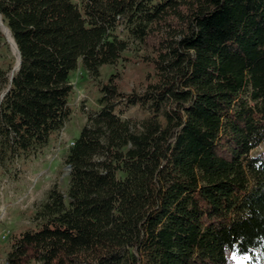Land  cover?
Returning a JSON list of instances; mask_svg holds the SVG:
<instances>
[{"label":"trees","instance_id":"1","mask_svg":"<svg viewBox=\"0 0 264 264\" xmlns=\"http://www.w3.org/2000/svg\"><path fill=\"white\" fill-rule=\"evenodd\" d=\"M0 177L45 153L72 73L97 79L131 44L141 92L98 85L6 264H264V0H0ZM129 107L145 116L124 117Z\"/></svg>","mask_w":264,"mask_h":264},{"label":"rangeland","instance_id":"2","mask_svg":"<svg viewBox=\"0 0 264 264\" xmlns=\"http://www.w3.org/2000/svg\"><path fill=\"white\" fill-rule=\"evenodd\" d=\"M75 2L76 0H71ZM2 33V26H0ZM6 50L2 53L11 59L12 68L17 53L12 51L4 34ZM150 52L140 44H131L121 53L119 60L112 66L103 65L99 68L97 79L86 76L78 65L72 73L70 83L73 93L69 99L70 116L59 132L50 137L45 153L21 166V172L14 178L0 177V264L4 261L8 237L32 225V212L39 202L44 200L46 191L55 183L60 190L67 184V167L63 163V154L69 142L76 138L83 125L86 112L97 110L96 99L99 97L98 85L106 81L110 74L112 82L121 92H141L147 83V76L152 69L142 58ZM145 116L136 107H129L124 117L132 121H140ZM264 152V143L251 153ZM232 264H260L257 255H231Z\"/></svg>","mask_w":264,"mask_h":264},{"label":"bare ground","instance_id":"3","mask_svg":"<svg viewBox=\"0 0 264 264\" xmlns=\"http://www.w3.org/2000/svg\"><path fill=\"white\" fill-rule=\"evenodd\" d=\"M2 31H3L4 35L6 36V38H7V41H8V43L10 44V46H11V48H12V51L16 53V50H15V48H14V44H13V42H12V39H11L10 35H9V32H8L7 29L4 28L3 26H2ZM16 57H17V56H16Z\"/></svg>","mask_w":264,"mask_h":264},{"label":"water","instance_id":"4","mask_svg":"<svg viewBox=\"0 0 264 264\" xmlns=\"http://www.w3.org/2000/svg\"><path fill=\"white\" fill-rule=\"evenodd\" d=\"M0 26H3L2 24H1V22H0ZM4 27V26H3ZM5 28V27H4ZM2 34H4L3 33V31H2ZM13 42V41H12ZM14 48H15V46H14ZM15 50H16V48H15ZM16 53H17V50H16ZM18 64H19V58H18V54H17V59H16V62H15V65L13 66V68L11 69V72H12V70H16L17 69V67H18ZM67 168H68V166H66Z\"/></svg>","mask_w":264,"mask_h":264},{"label":"built area","instance_id":"5","mask_svg":"<svg viewBox=\"0 0 264 264\" xmlns=\"http://www.w3.org/2000/svg\"><path fill=\"white\" fill-rule=\"evenodd\" d=\"M72 144V142H69V145H71Z\"/></svg>","mask_w":264,"mask_h":264}]
</instances>
